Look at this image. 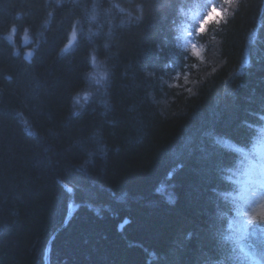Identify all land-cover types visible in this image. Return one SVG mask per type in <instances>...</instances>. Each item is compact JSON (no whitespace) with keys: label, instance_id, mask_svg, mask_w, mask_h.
Here are the masks:
<instances>
[{"label":"trees","instance_id":"1","mask_svg":"<svg viewBox=\"0 0 264 264\" xmlns=\"http://www.w3.org/2000/svg\"><path fill=\"white\" fill-rule=\"evenodd\" d=\"M263 143L264 0H0V264H264Z\"/></svg>","mask_w":264,"mask_h":264},{"label":"rangeland","instance_id":"2","mask_svg":"<svg viewBox=\"0 0 264 264\" xmlns=\"http://www.w3.org/2000/svg\"><path fill=\"white\" fill-rule=\"evenodd\" d=\"M200 13L194 12L191 15V19L195 21V24L201 25ZM191 25L187 24L181 30L182 44L184 47H188L192 50L193 46L197 48L192 40ZM103 70L98 64V61L94 57L92 60V66L89 73L92 81L101 85V79L103 78ZM86 98V95L84 96ZM253 153L260 159V164H257L254 160L250 159L249 162H244L242 183H240L239 198L246 204V209L241 215L244 217V224L248 226L252 221H256L258 225L264 226V191L259 189L263 188L264 175L260 174L259 168L264 163V143L262 146H257L253 149ZM242 213V212H241Z\"/></svg>","mask_w":264,"mask_h":264},{"label":"water","instance_id":"3","mask_svg":"<svg viewBox=\"0 0 264 264\" xmlns=\"http://www.w3.org/2000/svg\"><path fill=\"white\" fill-rule=\"evenodd\" d=\"M74 43L73 38H71L70 40H68V42L66 43V45L64 46L63 50L66 51L67 49H69ZM33 55V50L32 49H27L23 55L24 59L30 63L31 62V58ZM129 222L128 218H124L119 224H118V229H122L124 225H126ZM44 262L45 264H49V248L46 249L45 252V256H44Z\"/></svg>","mask_w":264,"mask_h":264},{"label":"snow or ice","instance_id":"4","mask_svg":"<svg viewBox=\"0 0 264 264\" xmlns=\"http://www.w3.org/2000/svg\"><path fill=\"white\" fill-rule=\"evenodd\" d=\"M213 11L218 12L219 15H218L217 17H215V18H211V19H209L208 21H201V26H200V31H201V32H204V31L206 30V28H207V24H208V23H215V22H217L218 20H220V19L223 18V15H224V11H223V9H219V8H217V7H215V6H211V7L209 8V10H208V13L213 12ZM208 13H207V14H208ZM192 51H193V54H194V55L199 56V54H200V50L197 49L195 46H193Z\"/></svg>","mask_w":264,"mask_h":264},{"label":"clouds","instance_id":"5","mask_svg":"<svg viewBox=\"0 0 264 264\" xmlns=\"http://www.w3.org/2000/svg\"><path fill=\"white\" fill-rule=\"evenodd\" d=\"M218 15H219L218 12H215V11L210 12V13H208V14L203 18L202 21H208L209 19H211V18H215V17H217Z\"/></svg>","mask_w":264,"mask_h":264},{"label":"bare ground","instance_id":"6","mask_svg":"<svg viewBox=\"0 0 264 264\" xmlns=\"http://www.w3.org/2000/svg\"><path fill=\"white\" fill-rule=\"evenodd\" d=\"M120 230V229H119Z\"/></svg>","mask_w":264,"mask_h":264}]
</instances>
